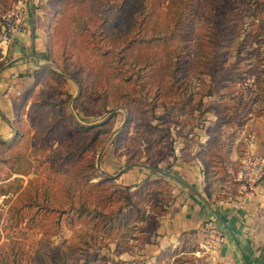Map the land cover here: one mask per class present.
I'll use <instances>...</instances> for the list:
<instances>
[{
  "label": "rangeland",
  "instance_id": "obj_1",
  "mask_svg": "<svg viewBox=\"0 0 264 264\" xmlns=\"http://www.w3.org/2000/svg\"><path fill=\"white\" fill-rule=\"evenodd\" d=\"M10 1V4L0 3L1 58L4 57L1 48L9 49L17 38L9 37L6 42L1 36L7 18L28 19V12L19 10L29 9L44 30L46 47L51 51V65L46 66L65 76L83 66L86 90H90L92 83L93 87L102 89L100 97L95 91L92 93L95 99L85 97L75 109L74 100L82 90L68 77L65 88L74 97L69 103L73 117L83 125L109 132L97 135L99 128L85 132L70 118L66 122L61 117L62 124L55 127L57 108L45 110L47 115L44 116L34 115V106L39 101L37 92L44 91V96L55 100L58 97L53 91L57 83L49 76L38 83L29 94V102L21 109L25 114L23 130L29 131V141H23L13 155L15 169L28 175L13 174L10 167L0 162V242L17 237L24 251L31 254L27 259L18 258L21 264L29 261L48 264L49 260L60 264L64 258L79 259L81 264H210L206 258L195 260L192 257L196 241L157 252L154 245L160 218L173 199L170 182L164 178L163 195H157L160 185H154L157 189L150 190L153 201L142 200L145 214L134 211L127 223L120 224L116 219L105 223L101 218L72 220L68 215L57 213L49 216L39 210L37 202L44 204L45 209H56L63 207L64 200H69L67 203L72 201L80 208L89 196L93 205L109 216H116L121 206L128 214L131 203L123 197L130 193L129 189L136 192L143 182L139 186L124 185L119 180L122 169L139 163L164 169L176 155L175 146L180 151L182 145L192 144V140L199 145L202 139L205 144L200 145L198 156L205 158L204 169L208 178L212 177V191L219 196L222 191L240 189L242 160L264 156V0H229L227 10L224 5L222 9L216 4L213 8L214 0H191L185 22L190 17L203 36L202 43L198 44L193 35L184 38L177 34L178 40L184 38L185 41L177 40L172 46L157 41L137 43L129 50H123L124 40L138 32L139 20L131 30L132 14L140 9L133 12L128 9L120 17L102 20L101 15L94 12L91 19L88 0L80 3L74 0L73 3L69 0ZM144 1L151 9L156 3L167 5L170 0ZM69 24L74 28L71 31ZM90 24L91 31L85 34L82 28ZM167 25L170 22L165 15L158 19L153 17L145 22L141 34L150 38L153 28L164 31ZM92 30L96 35L93 39ZM84 34L90 39L83 40ZM230 37L233 48H229ZM239 43L242 48H236ZM176 53L181 56L180 70L172 77L178 62L170 54L176 57ZM117 59L121 61L117 63ZM108 63L118 66V70L110 69L105 76L103 68ZM120 73L133 77L127 81ZM139 73L142 85L137 80ZM149 126H158L160 131H153ZM168 133L166 142L158 141ZM171 144L173 155H170ZM1 150L0 160L4 157ZM107 173L114 179L112 185L89 187L91 183L103 181ZM148 178L155 180L161 176ZM105 188L118 193L111 200L105 199ZM16 197L22 202L31 197L35 207L25 209L22 214L17 210L7 214L8 201ZM10 224L18 229L10 230ZM72 243L75 248L68 252V245ZM89 253L96 255L88 262Z\"/></svg>",
  "mask_w": 264,
  "mask_h": 264
},
{
  "label": "crops",
  "instance_id": "obj_2",
  "mask_svg": "<svg viewBox=\"0 0 264 264\" xmlns=\"http://www.w3.org/2000/svg\"><path fill=\"white\" fill-rule=\"evenodd\" d=\"M16 37L7 56L0 59V142H9L16 135L14 101L34 83L38 69L51 65L46 35L34 14ZM191 143L181 144L180 151L175 146L176 155L167 162V169L155 170L141 163L122 169L119 180L124 185L139 186L151 175L170 182L173 199L160 218L154 245L157 252L195 241L197 247L206 221L215 218L226 240L211 264H255L264 248V181L246 204L238 203L240 189L222 191L218 196L210 186L212 177L208 178L204 169L205 158L198 156L205 140L199 145L196 140Z\"/></svg>",
  "mask_w": 264,
  "mask_h": 264
},
{
  "label": "trees",
  "instance_id": "obj_3",
  "mask_svg": "<svg viewBox=\"0 0 264 264\" xmlns=\"http://www.w3.org/2000/svg\"><path fill=\"white\" fill-rule=\"evenodd\" d=\"M17 1V0H14ZM70 2L73 3V0H69ZM77 3L84 2L83 0H74ZM79 1V2H78ZM229 0H214L211 3V6L213 8H215V4L217 5V7H220L222 9V5H224V8L227 10L229 5L227 4ZM10 0H0V3L2 4H10ZM89 4H88V9L90 10V15H91V19L92 18V14L93 12L96 13L97 15L100 14L103 19L108 20V18L110 17H114L117 18L118 16H122L124 14V12L128 9L131 10V12H133L134 10H138L140 9V12L137 13H133L132 14V27L131 30L134 29L135 24L138 22L139 20V24L137 25L138 27V32H136L134 35L129 36L127 38H125L124 40V48L123 50H129L130 48H134L137 43L142 45L144 43L146 44H152L154 41L157 42H165V43H169L171 46L174 44H177V40H178V36L177 34L182 35V37L187 38L186 35H193V37L196 38V41H198V44L203 42V36L197 31V26L195 24H192L190 17L187 19V22H185V18L188 17L189 15V7L191 5V0H170L168 2L167 5L156 3V6L148 9L143 3H145L144 0H88ZM149 2H157V0H148ZM218 2V3H217ZM197 4V3H196ZM87 7V6H86ZM143 10V11H142ZM77 9L73 10L72 14L75 15L77 13ZM142 11V12H141ZM165 15V18H167V20L170 22V25L166 26V29H164V31H157L155 28L152 29V36L150 38L144 37L141 34V31H143L145 22L148 21L149 19L153 18L154 19H158L160 18L161 15ZM205 14V12H203V15ZM111 15V16H110ZM142 15V16H140ZM202 16V15H201ZM148 18V19H147ZM69 19V18H68ZM81 18L79 17V20ZM70 20V19H69ZM189 21V22H188ZM221 24L220 27H222V18H221ZM76 26H78V21H76ZM61 25V24H60ZM85 27L82 28V31L87 34V32L91 31V24L89 26L84 25ZM60 27V26H59ZM68 28L70 29H74L72 27V25L70 26V24L68 25ZM90 29V31H89ZM132 32V31H131ZM67 36L70 34L68 31L66 32ZM92 39L95 38V31L92 30ZM90 33V36H91ZM84 34V36H85ZM161 34H165L166 36H161ZM156 35V36H155ZM221 35H222V30H221ZM90 36H85L83 37L82 35V39L86 40V39H90ZM161 36V37H159ZM183 39L178 40L179 41H185ZM221 40H222V36H221ZM242 43H239L238 46L236 48H242ZM233 48V44H232V37H230V47L229 48ZM177 48V47H176ZM50 49V48H49ZM51 52V51H50ZM177 54V53H176ZM174 54H170V57L174 58L177 67L173 70L172 72V77L177 73V71L180 70L179 67V62L181 61L180 58V54H177L176 57L173 56ZM52 56V54H51ZM0 59H1V55H0ZM123 59V57L121 58ZM121 59H117V63L121 61ZM172 60V59H170ZM118 68V66H117ZM116 68V66H112V64L108 63L104 68H103V72L105 74V76L108 75L110 69L112 70H118ZM123 69H120L119 71H122ZM86 72V68L85 67H78L77 70H75V72L68 74V76L62 75V74H58L57 72H55L54 68H52L51 66H45V67H41L40 69H38L35 73V80H34V84L30 87V89L25 92L24 94H21L20 97L18 98V100H15V111H16V120H15V126H16V135L15 137L9 141V142H0V148H2L1 152L2 155L4 157H2V159L0 160V162H3L2 164H6L8 167H10L12 169V173L13 174H20V175H28V174H23V173H18V170L15 169V161L16 158L13 156L16 152V150L18 148H20V146L22 145L23 141H29V131H25L23 130L25 123H24V111L21 110L23 108H25L26 104L29 102V94L33 92V90L35 91V88L37 87L38 83L44 79V77H48L53 79V81L57 84H55L53 91L55 94H57V100H55V98H51L50 96L46 97L44 96V91L43 92H37L36 97H38L39 101L35 104V110H33L34 115H47L48 111H52L53 109L57 108L58 110V117L56 118V122H55V127H57V125L59 126L60 123L62 124L60 117L61 118H65V121L67 122V120H70L76 125V127L80 128L81 130H85L86 131H93V129H95L96 127L94 126H86L83 125L82 123H80L79 121H76L75 118L73 117V114L71 113L70 107H69V103L74 99L73 95L67 91L66 84H67V80L68 77L73 80L74 82H76L80 89L82 90V92L80 93L79 97L76 98L74 100V108L76 109L78 104L83 102L85 100V97H89V98H94L93 94L95 91H97L98 93V97L100 91L102 90L101 88H95L93 87V83L91 85H89L90 90L87 91L86 90V79L84 78V73ZM120 75L127 79L130 80V77H133V75H129L126 76L125 73H120ZM56 80H60V81H56ZM137 80L139 81V85L143 83L142 81V76L139 73L137 76ZM59 86H62L61 88ZM85 88V90H83ZM29 92V93H28ZM52 93V92H51ZM35 97V98H36ZM97 97V98H98ZM43 98V99H42ZM95 99V98H94ZM37 100L34 99V102H36ZM32 103V102H31ZM47 112H46V111ZM60 113V114H59ZM66 113V114H65ZM99 128V129H98ZM126 128V126H125ZM149 128L153 131H160V128L158 126H149ZM97 135L100 133H107L109 131L104 130V128H100L97 127ZM169 133L166 136L161 137L158 141L161 142H166L169 138ZM172 143V142H171ZM173 144V143H172ZM171 144L170 147V155L174 154V149L173 146ZM153 169H158V167L156 166H150ZM113 177L110 175H106V177L104 178L103 181L101 182H97V184L93 185V183H91V185L89 186L91 187H95V186H102L104 183H109L107 184L112 185L113 184ZM154 185H160V188H156ZM166 183L163 180V178H155V180H151V178H147L143 181V183L138 187V191L136 190V192H132L129 189L130 193H127L125 197H123L124 199H127L130 201L132 209L127 212L128 214H125L123 211V206H121L119 209H117V214L116 216H109L108 213L104 212L101 208H98L97 205H93L92 203V199L90 200V197L88 196L87 199H84V201L81 203V207L78 208L77 206H75L72 201H70L69 203H67L69 200H64V203H62V208L61 206H59V208H50V209H45L44 204H40V202H37V207L39 208L40 211H43V213L45 214H55L57 213L58 215L61 216H65L68 215L70 217V219L72 220H83V221H94L96 219H102L105 221V223H113L114 220H118L119 223H127L129 219H131L133 216L130 215L132 213H134V211H138L139 214L143 215L145 214V208L142 206V200L145 198H149L150 201L152 202V198H151V194H150V190L157 191V195L162 196L163 195V189H165ZM147 187H152V189H147ZM1 188V187H0ZM143 189V190H141ZM104 191H106L105 194V199L111 200L113 198L114 195H116L118 192L117 190H113L110 191V189L105 188ZM170 192V191H169ZM105 193V192H104ZM86 196V195H85ZM143 197V198H142ZM153 197V196H152ZM120 198H122V196H120ZM138 198L139 201L137 200ZM67 199V197H66ZM21 200L16 197L14 199L9 200V206L7 208V214H12L14 212V210H17V212H19L20 214H22V212H24L25 209H31L34 208V202L33 199L30 197V199L26 202H20ZM23 203V204H22ZM22 204V206H21ZM67 204H70V207L67 206ZM158 204V203H156ZM159 206V205H158ZM166 211H164L165 213ZM143 213V214H142ZM122 216H124L122 218ZM9 228V227H8ZM18 229V227H13L12 224H10V230L11 229ZM17 233V232H16ZM33 248V247H32ZM75 248V245L72 243L71 245H68V252L72 249ZM9 252H6L8 251ZM195 249V248H194ZM73 251V250H72ZM31 254L28 253V251H24V247L22 246V243L17 240V237H12V239L7 241H3L2 243L0 242V264H21V261H18V258H20L21 260L23 259H27L26 256H30ZM96 254L93 253H89L87 258H88V262L95 256ZM161 258L163 259V257L161 256L159 258V260L161 261ZM95 259V258H93ZM28 260H31V258H28ZM27 264H32L31 261L27 262ZM48 264H55L54 261H48ZM60 264H81V262L79 261V259L76 260H68L67 258H64L63 261Z\"/></svg>",
  "mask_w": 264,
  "mask_h": 264
},
{
  "label": "built area",
  "instance_id": "obj_4",
  "mask_svg": "<svg viewBox=\"0 0 264 264\" xmlns=\"http://www.w3.org/2000/svg\"><path fill=\"white\" fill-rule=\"evenodd\" d=\"M29 8V7H28ZM22 13L28 12V19L21 18L14 21L11 16L7 18V26L2 28L1 36L6 40L16 37L23 29L24 25L30 18V10H19ZM3 56H6L8 48H1ZM242 183L240 188L241 198L238 203L246 204L256 189L264 181V156H252L242 160V166L239 171V179ZM204 234L198 242L197 247L191 253L195 260L204 259L211 264L220 254L221 248L225 243L226 236L221 231L215 218H210L206 221L204 227Z\"/></svg>",
  "mask_w": 264,
  "mask_h": 264
},
{
  "label": "water",
  "instance_id": "obj_5",
  "mask_svg": "<svg viewBox=\"0 0 264 264\" xmlns=\"http://www.w3.org/2000/svg\"><path fill=\"white\" fill-rule=\"evenodd\" d=\"M264 259V248L263 250L260 252L259 256H258V259L256 261L255 264H260L262 262V260Z\"/></svg>",
  "mask_w": 264,
  "mask_h": 264
}]
</instances>
